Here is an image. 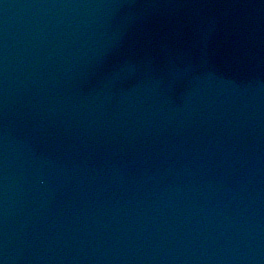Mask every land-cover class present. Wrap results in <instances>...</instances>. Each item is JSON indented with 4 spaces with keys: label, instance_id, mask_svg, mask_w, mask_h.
Instances as JSON below:
<instances>
[{
    "label": "water",
    "instance_id": "obj_1",
    "mask_svg": "<svg viewBox=\"0 0 264 264\" xmlns=\"http://www.w3.org/2000/svg\"><path fill=\"white\" fill-rule=\"evenodd\" d=\"M0 264H54L35 0H0Z\"/></svg>",
    "mask_w": 264,
    "mask_h": 264
}]
</instances>
